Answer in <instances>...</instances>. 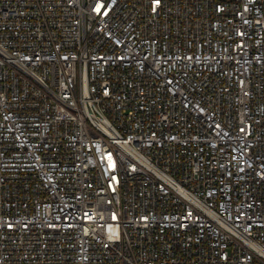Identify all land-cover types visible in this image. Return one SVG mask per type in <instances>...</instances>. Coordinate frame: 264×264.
Returning <instances> with one entry per match:
<instances>
[{"label":"built area","instance_id":"built-area-1","mask_svg":"<svg viewBox=\"0 0 264 264\" xmlns=\"http://www.w3.org/2000/svg\"><path fill=\"white\" fill-rule=\"evenodd\" d=\"M0 264H264V0H0Z\"/></svg>","mask_w":264,"mask_h":264}]
</instances>
